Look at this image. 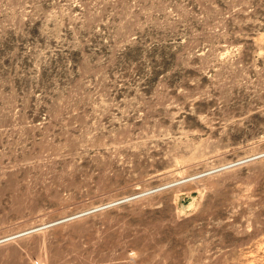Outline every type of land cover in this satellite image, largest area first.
I'll use <instances>...</instances> for the list:
<instances>
[{"label": "rangeland", "instance_id": "rangeland-1", "mask_svg": "<svg viewBox=\"0 0 264 264\" xmlns=\"http://www.w3.org/2000/svg\"><path fill=\"white\" fill-rule=\"evenodd\" d=\"M262 152L264 0H0V264H264Z\"/></svg>", "mask_w": 264, "mask_h": 264}, {"label": "water", "instance_id": "water-1", "mask_svg": "<svg viewBox=\"0 0 264 264\" xmlns=\"http://www.w3.org/2000/svg\"><path fill=\"white\" fill-rule=\"evenodd\" d=\"M262 156H264V154H262V155H258V156H254V157H251V158H249V159H246L245 161L247 162V161H250V160H254V159H257V158H261ZM242 162H243V161H242ZM243 163H244V162H243ZM235 164H237V163H235ZM185 180H186V179H185ZM174 184H177V183H172V184H170V185H168V186H173ZM138 197H140V194H138V195H133V196H130L129 198H125V199H119V200L115 201V203H112V204H109V205H105V206H102V207H99V208H95V209H92V210H90V211L83 212V213L79 214V217H80V216H83V215H86V214H89V213H92V212H95V211H98V210H101V209H104V208H107V207H110V206H113V205H118V204H121V203H123V202L130 201V200H135V199L138 198ZM60 222H63V221H57L55 224L60 223ZM41 228H43V227H41ZM33 232H34V231H33ZM29 233H31V231H30ZM25 234H27V233H25ZM23 235H24V234H23ZM18 236H20V235H18ZM18 236H17V237H18Z\"/></svg>", "mask_w": 264, "mask_h": 264}, {"label": "bare ground", "instance_id": "bare-ground-1", "mask_svg": "<svg viewBox=\"0 0 264 264\" xmlns=\"http://www.w3.org/2000/svg\"><path fill=\"white\" fill-rule=\"evenodd\" d=\"M262 154H264V152H262ZM261 153H259V154H255V155H253V156H249V157H247L248 159L249 158H251V157H254V156H258V155H262ZM245 160H246V158H244ZM245 160H243L242 159V161L243 162H246ZM255 160V159H254ZM242 161H240V162H236L237 164H240V163H243ZM250 161H252V160H250ZM237 164H232V165H229V166H226L227 168H229V167H233L234 165H237ZM228 165V164H227ZM224 166H222V167H220L221 169L223 168ZM220 168H217V169H220ZM216 169V170H217ZM202 176V175H201ZM197 177H199V176H197ZM196 177V178H197ZM195 178V177H194ZM189 179H191V177L190 178H186V180H189ZM183 181H185V179H183V180H180V181H177V182H173V183H179V182H183ZM170 184H172V183H170ZM170 184H168V185H170ZM167 187V186H166ZM169 187V186H168ZM161 190V189H160ZM151 192V191H150ZM150 192H146V193H143V194H148V193H150ZM138 195V194H137ZM142 194H140V196H141ZM130 197V196H129ZM129 197H126V198H129ZM123 199H125V198H123ZM129 202V201H128ZM112 203H115V201H113V202H111V203H109V204H112ZM109 204H107V205H109ZM106 209V208H105ZM92 210V209H91ZM90 211V210H89ZM79 214H81V213H79ZM79 214L78 215H75V216H73V217H69V218H67V219H64V220H61V221H66V220H70V219H73V218H76V217H79ZM60 221V220H59ZM55 224V223H54ZM50 226V225H49ZM40 228V227H39ZM39 228H34V229H32V230H30L31 232L32 231H34V230H38ZM30 231H28V232H25V233H28L29 234V232ZM25 233H23V234H25ZM7 239H9V238H7ZM13 239V238H12ZM1 241H5V240H1ZM0 241V242H1ZM7 241V240H6Z\"/></svg>", "mask_w": 264, "mask_h": 264}]
</instances>
